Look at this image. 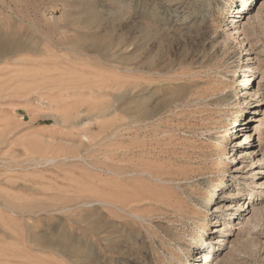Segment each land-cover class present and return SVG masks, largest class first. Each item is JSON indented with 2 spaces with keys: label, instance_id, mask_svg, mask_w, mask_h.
<instances>
[{
  "label": "rangeland",
  "instance_id": "1",
  "mask_svg": "<svg viewBox=\"0 0 264 264\" xmlns=\"http://www.w3.org/2000/svg\"><path fill=\"white\" fill-rule=\"evenodd\" d=\"M0 43V264H264V0H0Z\"/></svg>",
  "mask_w": 264,
  "mask_h": 264
},
{
  "label": "bare ground",
  "instance_id": "2",
  "mask_svg": "<svg viewBox=\"0 0 264 264\" xmlns=\"http://www.w3.org/2000/svg\"><path fill=\"white\" fill-rule=\"evenodd\" d=\"M16 46L14 44H5V43H0V52L4 51V50H8V51H12L14 50ZM138 54H137V59H138V63H137V72L138 73H145V74H148L150 76H155V75H158L160 74V71H158L156 68H155V65H154V62H146L145 61V54L143 52V49H139L138 51ZM242 70V73H243V76L241 77V82L244 86V90L246 93L245 95L249 94L252 89L254 88H249V84L250 83H254V75H248L246 76V74H250L252 73V69H248V68H243L241 69ZM154 86V85H153ZM145 90V89H144ZM146 90H149V88H147ZM144 92V91H143ZM257 94V93H256ZM256 113V112H255ZM237 124V121L234 122V125ZM248 125V124H246ZM236 128H239L240 130L243 128L241 127V125H238L236 126ZM239 130V131H240ZM246 136V139L247 141H249V139L251 138V136H248L247 134L245 135ZM234 156L235 155H232V158L234 159ZM263 157H261L260 159H258V163L262 162ZM258 170H255V173H257ZM262 185V184H261ZM264 185V184H263ZM210 247L208 246L207 249H209ZM207 249L204 251L205 252V256H207L208 254H210V252L207 251ZM212 250H215L216 249V246L214 247H211Z\"/></svg>",
  "mask_w": 264,
  "mask_h": 264
}]
</instances>
